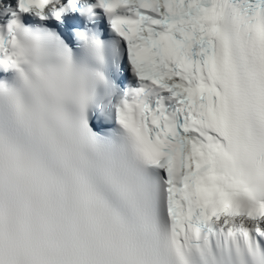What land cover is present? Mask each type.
<instances>
[{"label":"snow or ice","instance_id":"snow-or-ice-1","mask_svg":"<svg viewBox=\"0 0 264 264\" xmlns=\"http://www.w3.org/2000/svg\"><path fill=\"white\" fill-rule=\"evenodd\" d=\"M0 264H264V0L0 4Z\"/></svg>","mask_w":264,"mask_h":264}]
</instances>
